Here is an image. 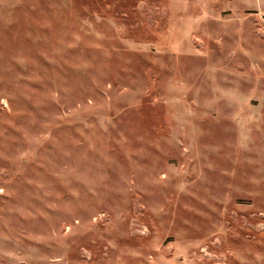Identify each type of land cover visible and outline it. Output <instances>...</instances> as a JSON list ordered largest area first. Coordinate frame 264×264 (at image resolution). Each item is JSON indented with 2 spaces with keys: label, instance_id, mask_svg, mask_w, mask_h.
I'll return each mask as SVG.
<instances>
[{
  "label": "rangeland",
  "instance_id": "1",
  "mask_svg": "<svg viewBox=\"0 0 264 264\" xmlns=\"http://www.w3.org/2000/svg\"><path fill=\"white\" fill-rule=\"evenodd\" d=\"M264 0H0V264H264Z\"/></svg>",
  "mask_w": 264,
  "mask_h": 264
},
{
  "label": "built area",
  "instance_id": "2",
  "mask_svg": "<svg viewBox=\"0 0 264 264\" xmlns=\"http://www.w3.org/2000/svg\"><path fill=\"white\" fill-rule=\"evenodd\" d=\"M261 29L264 30V19H262V21H261Z\"/></svg>",
  "mask_w": 264,
  "mask_h": 264
}]
</instances>
